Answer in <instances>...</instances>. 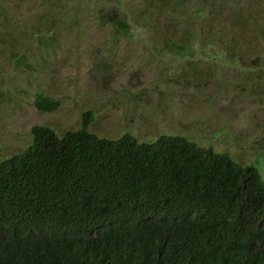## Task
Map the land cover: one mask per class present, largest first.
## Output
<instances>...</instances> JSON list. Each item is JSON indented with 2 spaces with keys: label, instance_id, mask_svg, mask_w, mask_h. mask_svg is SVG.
<instances>
[{
  "label": "rangeland",
  "instance_id": "374dc122",
  "mask_svg": "<svg viewBox=\"0 0 264 264\" xmlns=\"http://www.w3.org/2000/svg\"><path fill=\"white\" fill-rule=\"evenodd\" d=\"M122 12L133 34L116 38ZM88 111L100 137L181 135L264 179V0H0V160Z\"/></svg>",
  "mask_w": 264,
  "mask_h": 264
},
{
  "label": "trees",
  "instance_id": "16d2710c",
  "mask_svg": "<svg viewBox=\"0 0 264 264\" xmlns=\"http://www.w3.org/2000/svg\"><path fill=\"white\" fill-rule=\"evenodd\" d=\"M108 22L133 34L125 12ZM35 105L60 101L38 93ZM93 120L63 135L36 125L0 160V264H264L256 167L181 135L100 137Z\"/></svg>",
  "mask_w": 264,
  "mask_h": 264
}]
</instances>
